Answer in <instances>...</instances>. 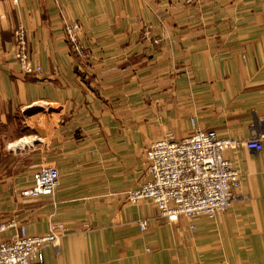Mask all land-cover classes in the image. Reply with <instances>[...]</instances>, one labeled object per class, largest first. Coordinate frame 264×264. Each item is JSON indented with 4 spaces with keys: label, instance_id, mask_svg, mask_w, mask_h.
Instances as JSON below:
<instances>
[{
    "label": "crops",
    "instance_id": "1",
    "mask_svg": "<svg viewBox=\"0 0 264 264\" xmlns=\"http://www.w3.org/2000/svg\"><path fill=\"white\" fill-rule=\"evenodd\" d=\"M16 1L0 0V149L14 159L0 164V223L31 235L64 224L46 264H264V0ZM19 26L40 74L14 61ZM195 129L262 141L227 153L242 174L232 209L171 223L128 202L150 179L151 144ZM41 166L59 169L58 190L25 197Z\"/></svg>",
    "mask_w": 264,
    "mask_h": 264
},
{
    "label": "built area",
    "instance_id": "2",
    "mask_svg": "<svg viewBox=\"0 0 264 264\" xmlns=\"http://www.w3.org/2000/svg\"><path fill=\"white\" fill-rule=\"evenodd\" d=\"M81 31L79 23L66 22L68 42L78 55L83 54ZM13 55L25 75L41 73V67L34 63L30 52L28 32L22 26L15 31ZM242 147L249 151H263L259 137L242 141L222 137L216 131L199 129L183 139L169 135L151 144L146 153L150 179L128 191L126 199L134 204L151 201L159 215L171 223L181 218L214 219L230 211L236 200L242 174L227 153ZM60 178L56 167L41 166L34 173L32 187L23 195L31 199L54 196ZM140 227L148 230V223L140 222ZM11 230L17 231L9 240L2 241V235ZM65 232L64 224L51 222L46 234L31 235L17 219L3 221L0 223V264H46L45 248L55 247Z\"/></svg>",
    "mask_w": 264,
    "mask_h": 264
},
{
    "label": "rangeland",
    "instance_id": "3",
    "mask_svg": "<svg viewBox=\"0 0 264 264\" xmlns=\"http://www.w3.org/2000/svg\"><path fill=\"white\" fill-rule=\"evenodd\" d=\"M76 55H78L77 53H75ZM19 127L21 128V130H22V135L21 136H24V134H26V130H25V126H24V119H23V116L22 117H20V119H19ZM15 130H16V128H14ZM6 130V129H5ZM20 134H21V132H20ZM23 138V137H22ZM6 149V148H5ZM4 148H1L0 149V164H2V166H3V169H8V167L11 165V164H13V162H14V159H13V156H11V155H9V152L7 151V150H5ZM21 156V157H20ZM20 156H15V159H19L20 158V160H23V164L24 163H26V164H28V162L29 161H32V159H30V157L32 156V153H31V155H28V154H24V156L23 155H20ZM13 159V160H12ZM9 165V166H8ZM25 165H23L22 166V168L20 169L21 170V172H24V171H26V168L24 167ZM38 169V168H37ZM36 168L35 169H32L31 168V170H30V168H29V170L30 171H33V170H37ZM11 172V171H10ZM9 172V173H10ZM31 178H32V174H31V176H30V174H28L27 176H26V181H23V187H28V186H30L31 187V184L32 183H30V181H31ZM25 192V191H24Z\"/></svg>",
    "mask_w": 264,
    "mask_h": 264
}]
</instances>
